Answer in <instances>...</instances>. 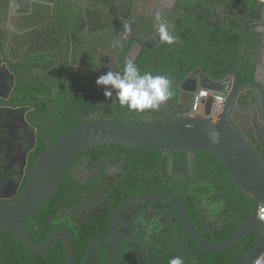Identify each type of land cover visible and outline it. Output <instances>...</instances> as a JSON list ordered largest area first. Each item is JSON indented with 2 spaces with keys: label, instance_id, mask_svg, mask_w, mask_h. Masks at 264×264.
Returning a JSON list of instances; mask_svg holds the SVG:
<instances>
[{
  "label": "trees",
  "instance_id": "obj_1",
  "mask_svg": "<svg viewBox=\"0 0 264 264\" xmlns=\"http://www.w3.org/2000/svg\"><path fill=\"white\" fill-rule=\"evenodd\" d=\"M221 3L226 5L225 15L215 9ZM174 12L171 18L175 16L176 29L172 34L175 42H163L158 52L142 50L134 61L141 74L151 72L167 76L172 82L173 93L177 92V86L200 63L207 68L208 64L217 62L206 47L208 38L209 46L217 50V57L229 54L230 65L239 62L242 80L254 79L262 37L258 27L264 25V0H177ZM178 13L181 15L177 16ZM94 15L90 14L91 17ZM146 23L144 32L153 34L158 30L154 19ZM40 92V89L30 91L32 97ZM62 95V92L56 94L52 101L53 125L46 132L52 142L79 122L67 110L79 113L90 105L89 97L82 92L69 91L64 108ZM174 95L158 110L142 112L140 119H146L147 113H151L153 119L175 116L169 112L177 103ZM46 107L41 106V110ZM103 146H93L82 152L70 169L82 155L90 152V167L98 166L100 161L105 164L106 158L109 161L117 159L122 160V172L113 175L103 173L83 182L72 177L69 170L48 203L23 222L36 243L45 241L55 229L68 230L73 236L77 264L84 261L92 240L109 235L113 211L121 203L137 196L157 192L175 196L187 207L201 235L212 244L224 239L253 215L254 198L237 189L233 178L227 174L226 165L213 153L195 152L193 172L190 173L187 151L167 154L164 150L108 143L105 146L110 150L105 152ZM45 149L46 144L40 140L36 157ZM169 161L172 162L171 171ZM24 183L12 200L18 197ZM152 203L154 209L147 213L139 209L151 205L150 202L136 206V212L127 215L126 223H119V229L143 239L156 256L155 264H169L177 256L183 259L184 264H230L248 251L255 241V234L250 233L222 252L203 251L189 236L182 240L183 224L172 205L163 201ZM119 242L120 254L116 264L149 263L147 252L140 243ZM113 254L111 244L99 243L93 247L88 264H106ZM65 261L61 240L49 250L37 252L28 248L11 231L0 232V264H62Z\"/></svg>",
  "mask_w": 264,
  "mask_h": 264
},
{
  "label": "water",
  "instance_id": "obj_2",
  "mask_svg": "<svg viewBox=\"0 0 264 264\" xmlns=\"http://www.w3.org/2000/svg\"><path fill=\"white\" fill-rule=\"evenodd\" d=\"M169 33L170 30L168 29ZM147 38L139 44L140 51L144 47L152 48L151 42L161 43L159 31L147 34ZM208 37V36H207ZM206 38V47L212 51L216 60L225 59L223 66L214 64L205 68L202 63L194 69L186 79L178 86L177 103L173 110L176 115L163 119H129L117 112L116 118L101 119L99 115L83 121L77 112L73 113L79 122L65 131L56 141H50L43 133L47 128L46 120L36 122L35 125H43L37 135L46 144V149L36 158L32 169L27 173L25 183L15 200H12L21 186V179L0 184V232L9 230L23 240L26 246L37 252L49 250L58 240L66 256L62 264L75 263L73 250V236L64 229H55L42 243H36L24 226L23 222L40 211L52 198L71 165L82 152L90 147L106 145L108 143L123 144L133 148H146L164 150L167 154L173 151H187L189 154V172H193V161L197 151L215 154L227 168V174L231 175L238 190H242L248 196L254 198L253 215L242 221L231 233L216 244L210 243L199 232L187 207L175 196L168 193H150L137 196L121 203L112 213L109 224V236L92 240L86 250L84 261L80 264H88L92 249L99 243H109L113 247V257L106 264H116L120 254V240L138 242L144 246L148 255V264H155L156 256L153 255L147 243L136 236L122 233L118 227L121 214L129 207L155 201H163L172 205L179 214L183 224L182 240L189 236L197 247L209 253L222 252L244 236L254 233L255 241L252 247L236 257L230 264H251L256 257L264 252V222L257 216L258 205L264 204V155L259 145L248 136L239 126L240 114L242 118L252 126L257 121L264 125V80L261 71L264 70L262 57L256 65L253 80H242L240 66L237 62L231 70L216 76L214 70L226 67L230 60L229 54L217 57L216 48L209 46ZM111 58H109L110 60ZM123 62V61H122ZM125 63V62H123ZM225 101L222 106H214L212 97L205 100L201 113L190 114L192 100L198 88H207L212 91L225 92ZM10 94V90H9ZM188 99V101H186ZM66 94L63 93V106L65 108ZM27 103L36 104L25 100ZM19 105L18 102H13ZM253 106V108H252ZM97 109L92 111L96 113ZM88 113L83 108L81 113ZM37 115V114H31ZM43 116V114H39ZM32 122H34L31 119ZM51 123V120H48ZM172 162L169 161V170ZM20 173L21 170L19 171ZM184 248V246H181Z\"/></svg>",
  "mask_w": 264,
  "mask_h": 264
},
{
  "label": "flooded vegetation",
  "instance_id": "obj_3",
  "mask_svg": "<svg viewBox=\"0 0 264 264\" xmlns=\"http://www.w3.org/2000/svg\"><path fill=\"white\" fill-rule=\"evenodd\" d=\"M176 2L177 0H173V2L172 0L169 1L166 6L167 8L162 9L161 12L153 15L151 18H146L145 20L141 18L140 22H137V24L129 30H126L124 27L122 28L124 24L117 28L108 24L104 30H102L105 32L104 36H93L85 34L86 32L83 31L85 28H83L84 37H82V46L77 53L72 52V50L69 51V48L65 44H69V42H65L64 38H61L63 41L62 45L54 46L53 36L50 33L51 30L44 31L46 32L44 35L43 33L41 34L37 48L28 44H23L22 39L27 40L28 37L25 36V33L21 36L15 27L14 29L12 28L13 30H6V35H4L0 41H5L7 45L11 44L12 49L11 53L5 51L6 54H2L0 61V90L5 92L13 89L20 97L19 100H17L20 106H18L19 109L15 108L14 111L11 110L8 112V115L13 114V116H15V123L13 126L5 123L4 119L0 116V118H2L0 120V184L8 182L9 185V182L20 179L22 175L21 185L24 183L27 173L30 171L29 167L33 159L37 156L40 140H42L38 137L37 132L43 125H35V123L46 120L45 125H47V128L43 131L44 135L49 130V127L51 128L53 125V119L51 117L53 110L52 101L53 98L56 97V94L60 92L63 94L64 91L65 94L69 91L76 93L81 91L82 94L89 97L88 101L90 105L83 107L89 110V112L81 113L83 108L79 113L77 112L81 115L83 121L93 118L94 115H99L101 119L116 118L114 107L121 105H119L116 99L115 91H113L111 97H106L104 95V87L96 83L97 78L110 70L122 71L125 64L123 62L129 59L134 62L142 50L148 49L149 52H158L164 41L158 44L156 41L151 42L152 48L144 47L139 54L140 46L137 44V41L142 43L146 40V35L149 33L143 30L149 19H154L158 29L160 23L167 25L170 30L169 34L172 35L176 26L175 16L172 15L171 18V14H175L174 8ZM115 9L118 10L120 8L115 7ZM215 9L222 13V15L227 14L225 4L221 3L217 5ZM114 15H116L115 17H122L118 11H116ZM158 15L159 20L157 19ZM178 15L181 14L178 13L177 16ZM123 16L125 17L126 15ZM49 28L51 29L50 26ZM258 30L262 32V37L256 65H258L261 56L264 55V25H260ZM35 34L37 35V32ZM9 39L11 42H9ZM13 46H15L16 49H14ZM5 48L4 45L3 49ZM81 57L83 58L82 61ZM109 58L111 59L109 60ZM211 64L223 66L225 64V59L217 60L216 63L214 62ZM211 64H208L207 67ZM233 67L234 65H230L229 60L225 68L221 69V71L215 69L214 74L220 76ZM76 83L82 84L84 88L75 90ZM178 86L177 92L174 93L176 96L178 94ZM227 86L231 87L229 84ZM34 89L41 90L36 97H32L30 93V91ZM173 97H175V95H173ZM27 99L39 103H27L25 102ZM186 101H188V99ZM0 103V107L3 106V103ZM8 105L9 103H7V109L10 108ZM43 105L47 106L45 110H41V106ZM175 106L169 111L170 113H173ZM95 109H97L96 113H92ZM116 109L119 114L126 118L140 119L141 112L129 110L126 106H122V108L117 107ZM238 112L240 114L238 120H242V109L239 108ZM31 114L37 115H32V117H30ZM39 114H43V116H39ZM146 117L154 118L151 113H147ZM31 119L34 122H32ZM48 120H51V123H48ZM242 130L253 138L255 142L258 140L250 130ZM45 136L49 139L47 134ZM43 143L45 142L43 141ZM103 150L108 152L110 148L104 145ZM89 158L90 152H86L82 155L81 159L79 158L77 160L75 165L70 169L72 177H77V179L85 182L91 177L96 175L99 176L103 173L113 175L122 172V160H117L115 157L114 159L116 160L110 161L106 158L105 164L103 165L100 161L99 165L96 167H90L88 165ZM20 170L22 173L19 172ZM150 203L151 205L140 208L139 210L143 213L153 210L154 205L152 202ZM136 206L138 207L139 204L134 207H129L121 214L118 227L119 223H126L127 215L136 212Z\"/></svg>",
  "mask_w": 264,
  "mask_h": 264
},
{
  "label": "crops",
  "instance_id": "obj_4",
  "mask_svg": "<svg viewBox=\"0 0 264 264\" xmlns=\"http://www.w3.org/2000/svg\"><path fill=\"white\" fill-rule=\"evenodd\" d=\"M169 1L171 0H0V39L6 35L7 29L15 27L21 36L25 33L28 37L27 40L22 39L23 44L37 48L41 34L44 35L46 33L44 31L51 30L54 46L62 45L61 38H64L65 42H69V44L65 43L69 51L77 53L82 46L83 31L93 36H104L105 32L102 30L108 24L115 28L124 24L122 28L129 30L140 22L141 18L144 20L151 18L167 8ZM115 7L120 9L117 10ZM116 11L122 17H115ZM90 14L95 15L91 17ZM83 28L85 29L82 31ZM4 45L5 49H3ZM13 48L16 49L15 46ZM11 49V44L7 45L5 41H0V61L2 54H6L7 51L11 53ZM261 57L264 61V55ZM82 59L81 57V61ZM261 77L264 80V70L261 71ZM82 88H84L82 84L76 83L75 90ZM19 98L13 89L10 90V94L9 91L0 90V102L3 103L0 107V116L11 126L15 123V116L8 115V112L20 106L13 103L19 102L17 101ZM7 103L10 105L8 109ZM238 123L242 129L250 130L257 137V145L264 152L262 121H257L252 126L242 118Z\"/></svg>",
  "mask_w": 264,
  "mask_h": 264
},
{
  "label": "clouds",
  "instance_id": "obj_5",
  "mask_svg": "<svg viewBox=\"0 0 264 264\" xmlns=\"http://www.w3.org/2000/svg\"><path fill=\"white\" fill-rule=\"evenodd\" d=\"M157 19L159 20V15ZM158 31L164 42H175V37L169 34L168 26L164 23L159 24ZM96 83L104 87L106 97H111L115 91L119 105L141 113L146 110H158L174 95L172 82L167 76L153 75L151 72L141 74L131 59L125 62L122 71L110 70L99 76ZM169 264H184V261L177 256L173 257Z\"/></svg>",
  "mask_w": 264,
  "mask_h": 264
},
{
  "label": "built area",
  "instance_id": "obj_6",
  "mask_svg": "<svg viewBox=\"0 0 264 264\" xmlns=\"http://www.w3.org/2000/svg\"><path fill=\"white\" fill-rule=\"evenodd\" d=\"M229 91V87L226 88L225 92L212 91L207 88H198L194 94L192 100V106L190 114L196 115L201 113L203 106L205 105V100L212 97L213 104L218 107L222 106L225 101L226 94ZM257 216L260 220L264 222V204L261 203L257 208ZM251 264H264V252L254 259Z\"/></svg>",
  "mask_w": 264,
  "mask_h": 264
},
{
  "label": "rangeland",
  "instance_id": "obj_7",
  "mask_svg": "<svg viewBox=\"0 0 264 264\" xmlns=\"http://www.w3.org/2000/svg\"><path fill=\"white\" fill-rule=\"evenodd\" d=\"M153 1V0H152ZM56 25V24H55Z\"/></svg>",
  "mask_w": 264,
  "mask_h": 264
}]
</instances>
